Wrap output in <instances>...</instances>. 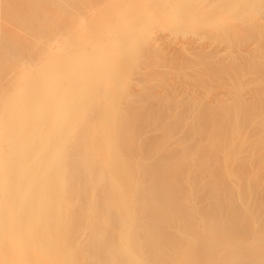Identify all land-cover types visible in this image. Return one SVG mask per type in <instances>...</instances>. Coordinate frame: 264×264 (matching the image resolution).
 <instances>
[{
    "label": "bare ground",
    "instance_id": "bare-ground-1",
    "mask_svg": "<svg viewBox=\"0 0 264 264\" xmlns=\"http://www.w3.org/2000/svg\"><path fill=\"white\" fill-rule=\"evenodd\" d=\"M263 35L264 0H0V264H264Z\"/></svg>",
    "mask_w": 264,
    "mask_h": 264
},
{
    "label": "rangeland",
    "instance_id": "rangeland-1",
    "mask_svg": "<svg viewBox=\"0 0 264 264\" xmlns=\"http://www.w3.org/2000/svg\"><path fill=\"white\" fill-rule=\"evenodd\" d=\"M261 22H263V21H261ZM263 37H264V35L261 36V38H263ZM261 38L259 39V41L264 40V38H263V39H261ZM255 41L257 42L258 40L255 39L254 42L252 43V45L256 44ZM257 43H258V42H257ZM250 47H251V44H250ZM255 59L258 60L257 57H256ZM253 64H254V65H253ZM255 64L258 65L257 62H256V63H252L251 65H253V66L255 67V66H256ZM169 75H170V74H169ZM178 75H181V74L177 73L176 76L178 77ZM170 76H171V78H173L175 75L173 76V73H172ZM170 76H168V77H169V78H168L169 81H170ZM172 76H173V77H172ZM177 77H175L174 79H176ZM179 77H180V78H179ZM179 77H178V78L181 79V76H179ZM168 79H167L166 81H168ZM166 81H165V82H166ZM171 81H172V79H171ZM172 82H174V80H173ZM162 83H164V82H162ZM167 83H168V82H167ZM169 83H171V82H169ZM159 84H160L159 86L162 85L161 83H159ZM164 84H165V83H164ZM165 85H167V84H165ZM165 85H162L163 87H162V86H161V87H162V88H165V87H166ZM164 86H165V87H164ZM166 88H167V87H166ZM166 88H165V89H166ZM205 95H206V94H205ZM207 95H208V94H207ZM179 134H182V133L179 132L178 135H179ZM179 136H181V135H179ZM206 136H207V135H206ZM205 138H206V137H205ZM153 158H156V157H153ZM151 159H152V158H150L149 160H151Z\"/></svg>",
    "mask_w": 264,
    "mask_h": 264
}]
</instances>
